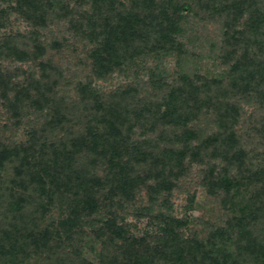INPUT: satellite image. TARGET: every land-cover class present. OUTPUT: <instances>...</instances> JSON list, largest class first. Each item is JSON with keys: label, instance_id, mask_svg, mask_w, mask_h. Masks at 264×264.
<instances>
[{"label": "trees", "instance_id": "16d2710c", "mask_svg": "<svg viewBox=\"0 0 264 264\" xmlns=\"http://www.w3.org/2000/svg\"><path fill=\"white\" fill-rule=\"evenodd\" d=\"M196 19L218 73L189 66ZM0 112V264H264V0H0Z\"/></svg>", "mask_w": 264, "mask_h": 264}, {"label": "rangeland", "instance_id": "374dc122", "mask_svg": "<svg viewBox=\"0 0 264 264\" xmlns=\"http://www.w3.org/2000/svg\"><path fill=\"white\" fill-rule=\"evenodd\" d=\"M13 21L12 28L15 31H18L19 33H23L29 30V27L27 24L18 16L12 15L11 17ZM195 28H189V44H188V52L189 55L187 56V61L189 63V66L192 68H198L201 71L207 70L210 73H218L221 71L220 65L217 64L216 57L217 54H219V45H220V29L219 26L212 22H201L196 19ZM62 29V27L59 26H51V30L56 31V29ZM68 36L67 34H65ZM72 46L67 53L63 54V59L58 58L57 64L64 69V75L66 79H70V81L75 82L78 79H82L89 73V67L86 61V47L82 42H79L78 40H71ZM162 63L170 68V71L173 68L174 59L172 58H164L161 59ZM154 61L149 60L146 62L147 66L150 67L153 65ZM90 75V73H89ZM88 75V76H89ZM144 79L146 78L145 73L143 71L139 74ZM131 79L129 77L120 76L117 74H114L113 76H110L106 81H94V84L96 83L99 88H102L103 91H109L113 88L115 85H120V83H126L127 81H130ZM71 88H67V91ZM72 92L70 93V95ZM2 113L0 112V116ZM2 123V120L0 119V125ZM9 131L12 135L15 134V132H21V128L12 127ZM205 192L202 191L201 188L196 189V201L198 203L203 202L205 199ZM172 202H173V213L175 216H182L185 212V205H186V197L183 194L176 193L172 196ZM57 211L53 212V215L56 216ZM188 213H191L194 217L203 218L208 217L209 214L207 211H205L204 207L198 208L197 210L190 211ZM127 222L131 226V230L136 234H140L143 229L145 228L146 224L148 223L147 219L144 218H137L129 216L127 218ZM89 244L87 242V245L84 250V254L87 258L94 260V253L90 249Z\"/></svg>", "mask_w": 264, "mask_h": 264}]
</instances>
